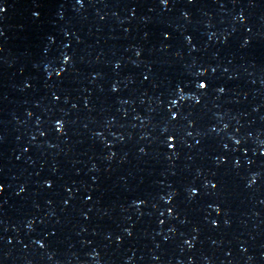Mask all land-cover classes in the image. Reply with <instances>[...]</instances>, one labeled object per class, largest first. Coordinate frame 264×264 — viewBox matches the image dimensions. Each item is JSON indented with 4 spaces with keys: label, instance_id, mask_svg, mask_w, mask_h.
Listing matches in <instances>:
<instances>
[{
    "label": "snow or ice",
    "instance_id": "obj_1",
    "mask_svg": "<svg viewBox=\"0 0 264 264\" xmlns=\"http://www.w3.org/2000/svg\"><path fill=\"white\" fill-rule=\"evenodd\" d=\"M205 85L201 84V87H204Z\"/></svg>",
    "mask_w": 264,
    "mask_h": 264
}]
</instances>
